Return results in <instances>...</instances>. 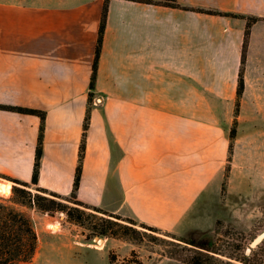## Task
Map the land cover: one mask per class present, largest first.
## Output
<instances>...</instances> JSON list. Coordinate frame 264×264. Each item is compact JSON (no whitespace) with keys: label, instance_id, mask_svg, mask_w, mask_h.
I'll return each instance as SVG.
<instances>
[{"label":"crops","instance_id":"obj_1","mask_svg":"<svg viewBox=\"0 0 264 264\" xmlns=\"http://www.w3.org/2000/svg\"><path fill=\"white\" fill-rule=\"evenodd\" d=\"M179 1L238 16L110 0L78 190L164 230L177 229L221 180L215 154L227 136L200 107L237 99L248 16L259 19L242 104L264 105V0ZM104 3L0 0V103L47 112L39 185L65 195L79 164ZM40 126L38 115L0 108V174L32 183ZM0 182L10 196L13 181ZM67 217L40 216L37 255L60 234L94 248Z\"/></svg>","mask_w":264,"mask_h":264},{"label":"rangeland","instance_id":"obj_2","mask_svg":"<svg viewBox=\"0 0 264 264\" xmlns=\"http://www.w3.org/2000/svg\"><path fill=\"white\" fill-rule=\"evenodd\" d=\"M242 95H237L233 105L200 107L201 114L214 120L216 128L225 131L228 143L220 153L215 154L218 156L215 166L220 170L221 180L207 190L205 197L177 229L154 231L138 225L148 231L142 240L97 234L87 239L90 231L67 217V221L74 225L73 232L79 234V240L94 248L75 242L69 235L60 234L53 237L50 244H45L41 253L35 254L33 264H183L167 256L168 250L174 246L169 242L172 237L167 235V231L210 244L217 237V227L221 232L219 242L222 249L230 252V245L241 244L236 253L243 257L245 251L253 252L252 258L264 264V243L262 246L253 245L256 237L264 231V119L252 120L256 117L255 113L264 115V105H243ZM96 97L95 93L93 102ZM238 99L241 109L237 116ZM189 108L190 112L197 110V107ZM236 119L237 135L229 160L230 132ZM29 188L33 192L39 191L35 185ZM0 197L9 198L11 195L0 193ZM20 207L30 214L35 227L40 216L49 213L36 207ZM49 214L64 219L67 213L57 211ZM124 216L135 218L133 215ZM111 255L117 256V262L110 260Z\"/></svg>","mask_w":264,"mask_h":264},{"label":"trees","instance_id":"obj_3","mask_svg":"<svg viewBox=\"0 0 264 264\" xmlns=\"http://www.w3.org/2000/svg\"><path fill=\"white\" fill-rule=\"evenodd\" d=\"M145 3L166 5L175 8L191 9L216 15L238 16L232 12H226L215 8L191 7L183 5L179 0H134ZM110 0H105L102 20L99 30V37L96 46L93 71L90 82L89 102L87 114L84 121V132L80 147L79 164L76 171L74 187L70 195H65L54 190L39 185V173L44 152V136L46 129L47 112L43 109L26 107L21 105L1 104V109H7L27 114H35L41 118L39 142L37 146L35 169L32 183L18 178L0 174L1 177L13 181L11 197H0V264H23L33 261L38 249V232L30 214L20 207H36L44 212L54 213L65 211L68 220L85 227L90 231L86 238L90 239L93 235L111 236L116 238H131L142 240L148 234L147 228L154 231H161L162 228L150 225L139 219L124 216L119 213L108 211L100 206L91 204L79 198L78 190L83 174V161L87 148V135L91 125L92 104L95 97V87L98 76L99 60L102 53L105 30ZM243 17L245 15H242ZM259 17L248 16L243 46L242 65L239 73L238 96L240 97L245 89V64L250 42L251 26ZM241 102L238 99L236 105L237 116L240 113ZM237 123L230 132L229 160L234 147V139L237 135ZM35 185L39 190L33 192L29 187ZM220 230L217 227V237L210 243L199 242L186 237H179L171 231L167 235L171 236L169 242L174 246L168 250L167 256L183 264H263L252 258L253 252H244L243 257L236 253L241 244L230 245V252L222 249L220 244ZM264 243V240L259 243ZM253 248V247H251ZM252 250V249H251ZM110 260L117 262V256L111 255ZM139 264H142L139 262Z\"/></svg>","mask_w":264,"mask_h":264},{"label":"water","instance_id":"obj_4","mask_svg":"<svg viewBox=\"0 0 264 264\" xmlns=\"http://www.w3.org/2000/svg\"><path fill=\"white\" fill-rule=\"evenodd\" d=\"M264 240V231L260 233L253 242V245H257Z\"/></svg>","mask_w":264,"mask_h":264},{"label":"bare ground","instance_id":"obj_5","mask_svg":"<svg viewBox=\"0 0 264 264\" xmlns=\"http://www.w3.org/2000/svg\"><path fill=\"white\" fill-rule=\"evenodd\" d=\"M262 128V127H261ZM2 182V181H1ZM0 182V193H8V187ZM4 183V182H3ZM8 185V184H7Z\"/></svg>","mask_w":264,"mask_h":264}]
</instances>
